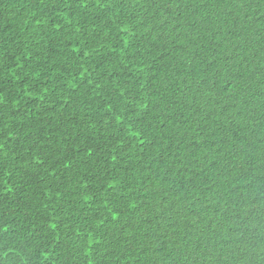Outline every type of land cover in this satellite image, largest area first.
Instances as JSON below:
<instances>
[{
	"label": "trees",
	"instance_id": "1",
	"mask_svg": "<svg viewBox=\"0 0 264 264\" xmlns=\"http://www.w3.org/2000/svg\"><path fill=\"white\" fill-rule=\"evenodd\" d=\"M0 264H264V0H0Z\"/></svg>",
	"mask_w": 264,
	"mask_h": 264
},
{
	"label": "bare ground",
	"instance_id": "2",
	"mask_svg": "<svg viewBox=\"0 0 264 264\" xmlns=\"http://www.w3.org/2000/svg\"><path fill=\"white\" fill-rule=\"evenodd\" d=\"M260 102V101H259ZM260 104V103H259ZM247 132V131H246ZM244 190V189H243ZM247 197V196H246ZM244 206V205H243ZM244 212V211H243Z\"/></svg>",
	"mask_w": 264,
	"mask_h": 264
}]
</instances>
